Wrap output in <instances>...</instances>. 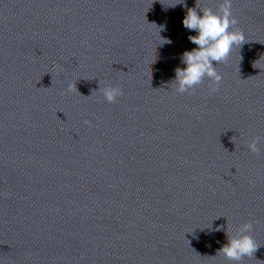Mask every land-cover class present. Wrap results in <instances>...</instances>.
<instances>
[{
	"label": "clouds",
	"instance_id": "9594fccd",
	"mask_svg": "<svg viewBox=\"0 0 264 264\" xmlns=\"http://www.w3.org/2000/svg\"><path fill=\"white\" fill-rule=\"evenodd\" d=\"M178 3L182 4L183 0ZM182 23L185 29L197 33L188 37L197 47L182 54L181 63L186 66L175 69V79L172 81L175 91L178 94L193 95L195 89L207 78L210 81L209 94H215L219 92L223 79L215 65L226 63L231 52L247 42L243 30L237 27L238 21L233 15L232 0H222L216 11L208 6L200 7L196 0V6L187 9ZM164 43L171 41L164 40ZM74 91H78L76 83H69L64 94ZM99 92L108 103H115L117 98L124 95L122 87L119 86L100 87ZM85 124L91 126V121L86 120ZM261 143H264V137L254 136L247 141V147L258 156ZM219 230L221 229L218 228L217 231ZM252 231L251 221L240 224L234 234H229L226 230L227 243L218 250V254L235 264H240L245 257L253 258L261 245L250 234Z\"/></svg>",
	"mask_w": 264,
	"mask_h": 264
}]
</instances>
